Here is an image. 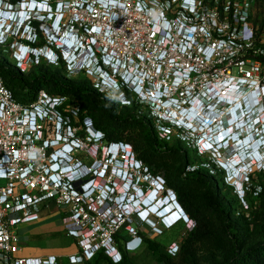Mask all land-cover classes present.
Here are the masks:
<instances>
[{"label": "built area", "instance_id": "2783aa9c", "mask_svg": "<svg viewBox=\"0 0 264 264\" xmlns=\"http://www.w3.org/2000/svg\"><path fill=\"white\" fill-rule=\"evenodd\" d=\"M47 5L54 8L47 13L49 27L55 17L61 19L55 32L47 30V62L62 60L69 73L84 74L101 94L121 106H138L160 141H177L185 151L208 157L204 166L223 173L227 185L234 179L224 170L250 159L244 186L234 191L243 202L253 189L258 197L254 177L264 172V33L250 0H47ZM65 46L84 49L88 60ZM60 103L45 90L35 101L21 102L0 76V264H59L56 255L23 254L17 233L19 225L53 208L63 213L65 232L78 248L68 264H83L101 250L119 262L114 234L126 223L132 230V216L118 213L112 196L93 190L96 177L79 174L92 170L99 149L91 146L88 127L87 138H81L77 127L65 126ZM71 137L73 150L62 154ZM74 150H87L92 161L77 158ZM141 169L149 182L146 167Z\"/></svg>", "mask_w": 264, "mask_h": 264}, {"label": "trees", "instance_id": "16d2710c", "mask_svg": "<svg viewBox=\"0 0 264 264\" xmlns=\"http://www.w3.org/2000/svg\"><path fill=\"white\" fill-rule=\"evenodd\" d=\"M19 1L9 0L12 4H16ZM34 25L38 28V24ZM37 37L40 39L38 44L23 40L33 47L41 48L45 46L46 39L39 29H37ZM11 42L12 40L10 39L6 43L1 44L4 47H8ZM5 49L6 53H8L7 48ZM35 61L31 59L29 68H26L27 66L21 67L12 64L8 56L3 52L0 53V76L12 90L15 98L21 102H33L37 99L39 92L45 90L48 94L58 96L61 99L57 110L62 115L65 126L78 127L80 125L75 121L74 112L82 122L86 118H91L97 129L105 131L106 138L110 142H125L130 145L132 143L141 160L145 162L144 166L149 175L163 177L167 186L177 191L178 201L190 214L188 216L198 223V228L193 229L188 235L182 237L180 252L186 249L190 250L193 244L195 245L200 240H205V238L215 235V232L210 230V221L201 216V211L194 203L196 193L187 192L182 180L176 174L173 175L171 171L164 170L156 160L157 154H165L167 152L173 154L178 147L182 148L181 144L177 141H160L146 112L141 111L136 105L132 107L121 106L109 96L101 94L94 87L92 81L84 74H77L76 77L70 76L62 60L53 66H46L45 64H39V62L34 64ZM74 103H77V109L72 112L70 108ZM49 127H51L50 124ZM84 135L83 132L77 133V136ZM180 154L188 155L189 152H180ZM203 171L206 172V175H199L198 179L199 185L200 183L207 185L203 205L213 210L222 226L221 233L227 238L229 244V251L224 260L213 264H264V218L261 227L262 239L257 243L246 245L240 239L239 233L234 231L235 225L232 221L231 206L239 202V199L235 195L233 187L225 184L223 173L219 171L211 173L208 168H204ZM217 176L221 177L225 187L223 192H220V190L218 192L215 187V178ZM254 181L258 182L260 191L258 192V197L253 198L258 199V207L262 209L264 214V172L257 174L254 177ZM253 192H251L250 196H253ZM251 206H254L253 203H251ZM241 217L246 219L245 215H241ZM245 222L248 221L246 220ZM127 225L126 223L121 226L114 234L116 245L121 254L119 262H114L112 257L105 253L104 250H101L91 260H87L83 264H132L130 254L124 250L125 242L131 240L130 235L122 234L126 232ZM136 231L146 248L159 262L173 264L175 257L168 254L159 242L153 237L144 235L140 230Z\"/></svg>", "mask_w": 264, "mask_h": 264}, {"label": "rangeland", "instance_id": "374dc122", "mask_svg": "<svg viewBox=\"0 0 264 264\" xmlns=\"http://www.w3.org/2000/svg\"><path fill=\"white\" fill-rule=\"evenodd\" d=\"M250 1L251 3L254 4L253 15H255L257 22L260 23L261 30L264 33V0H250ZM21 35L22 34H20L17 38H14L8 47H4V45L0 43V53L3 52L5 55H7L9 61L15 65H19V63H17L16 61V57H17V54L21 51L19 46L17 45V42L20 41L21 39ZM1 41L2 40H0V42ZM39 42H40V39L36 36V43L38 44ZM5 48H7V50L9 51L8 53H6L7 51ZM40 53L42 55V51H40ZM35 60L36 61L34 64H37L39 62V64H45L46 66L55 65V64H52L51 61L47 62V57L41 56L39 60L37 59ZM29 65L30 63L27 65L26 68H29L30 67ZM69 75L72 77H76V75H73L71 73H69ZM70 109L72 110V112L74 110L76 111L77 103L72 104ZM73 114L75 116V121L80 124L76 128V131L83 132L85 134L84 136H80L81 138H87L86 137L87 131L85 127L89 125L86 124V120H83L82 122V120L77 116L76 113L73 112ZM90 127L92 128V126ZM90 134H91L90 130H88V135ZM95 145H96L95 147L99 149L98 158H101V157L105 158L107 155L106 149L105 148H103V150L100 149L105 144L101 145V142H99V143H96ZM91 146L94 147L93 144H91ZM132 146H133L132 150L134 152V155L139 160H141V157L139 153L136 151L133 144ZM87 152H88L87 150H74L73 155H76L77 158L79 159L87 160L88 162H90L92 160L90 159L89 161V158L86 156V154H88ZM189 153L193 154L192 151H190ZM174 154L175 153L171 154L169 152L165 154H157L156 160L158 161V164H160L163 167L164 170L167 169L168 171H171L173 175L176 174L182 180V184L185 185L184 188L186 189L187 192L196 193L194 203L198 207V209L201 211L200 213L201 216L207 218V220L210 221L209 222L210 230L215 232V235L210 236L209 238H205V240H200L195 245L193 244L192 249L190 250L186 249L183 252H180L182 237H185L186 235H188L190 231H192L193 229L198 228L197 221L193 219L192 226H189L187 223L179 222L173 227L168 228V229H165L163 226L152 228L154 224L153 222L155 221L154 219L153 221L142 223L140 218L136 217L137 215L136 216L134 215L131 218L132 222L130 223L131 224L130 227L132 228V230L130 231L129 229H127L126 232L122 233L124 235L127 234L131 236V240L125 242L124 250L130 254L132 264H165L164 262H159L153 256V254L149 252V250L146 248V246L144 245L140 237L134 238V234H135L134 232L136 230H140L144 235L148 237H153L157 242H159L164 247L165 251L168 254L175 257L173 264H213L215 262H222L224 260V257L227 255V252L229 251L228 250L229 244L227 242V238L221 233L222 226L220 222L218 221L215 213L213 212L211 208L203 205L206 189L204 186L199 185L195 181L188 180L185 177L183 167H181L178 161V158L174 156ZM143 180L144 178L142 179V181ZM148 184L149 183L145 181L143 188H145L146 185ZM173 191L177 194L176 190H173ZM223 191H224V185L221 181L220 192H223ZM253 197L254 196L247 195L245 202H243L238 197L239 202H236L231 206L232 207V211H231L232 221L235 225L234 231H237L239 233L240 239L246 245L257 243L258 241L262 239L261 227L263 224L264 214H263L262 209L258 207V199H254ZM251 203H253L254 206H251ZM184 210L190 216V214L187 212L185 208ZM60 214L61 215L59 217H56L57 215H53L50 218H48L46 220V224L44 225L46 227V231L48 235L52 233H54V235H57L55 237H48L49 240L51 238H54V239L58 238L54 242H51V243L47 242V248L64 247V246L73 247L74 244L76 243L74 238H70V237L67 238L66 232L64 231L65 229L62 223L63 213L61 212ZM241 215H245L246 219H243ZM246 220L248 222H245ZM35 228H37L35 227V224H21L18 226L17 233L22 237L21 240H22V246L24 249H27L28 247L36 246V244L40 245V243H37L38 240L36 241V238L32 237L33 232L36 231ZM55 231H59V232H55ZM173 248H175V251H173ZM187 251H190V252H187ZM59 264H68L67 259L66 260L62 258L59 259Z\"/></svg>", "mask_w": 264, "mask_h": 264}, {"label": "clouds", "instance_id": "9594fccd", "mask_svg": "<svg viewBox=\"0 0 264 264\" xmlns=\"http://www.w3.org/2000/svg\"><path fill=\"white\" fill-rule=\"evenodd\" d=\"M7 3H11V2H9V0H2L0 7L5 10L7 8ZM53 9L54 8L52 5H50V6L47 5V13L51 12L53 14ZM38 14H39V12H37L35 15H33L32 19L29 21V25L31 26V31L35 34V42H36V36H37V29H39L42 32V34L44 35V37L46 38L47 32H45V30H48V29H50V27H52V31L55 32V30H57L61 24V19L57 16L54 18L53 25L49 27V23H50L49 16H47V19H45V21H41V19L39 17H37ZM3 20H5V18ZM34 24H38V28ZM19 35L20 34H18V33H16V34L15 33H6L7 40L5 42L1 41L0 43H6L10 39L13 41V39L17 38ZM23 39L26 40L25 34L21 35L20 41L24 42ZM20 41H18V42H20ZM35 42H32V43H35ZM50 51L54 52L57 57L61 56L60 48L53 47L50 49ZM64 51L72 52L73 56H75L78 53L77 56H79V58H82L83 62H86L89 58V54L86 53L84 51V49L79 52L78 49H75V46H65ZM31 59H34V56L30 55L28 58H26L24 67H26L29 63H31ZM37 59H38V57H37ZM19 60L20 59L18 57H16V61H17V63H19V66H20L21 60L20 61ZM102 65H103V67L106 68V65L104 63ZM52 105H53V103H52ZM85 120H86V124L89 125L87 127L90 130V133H91L90 135L92 136V139L94 141H96V143H99L101 141V139L103 138V133L101 131H97V128L94 126L95 124L91 118H86ZM90 126H92V128ZM92 131L95 132V134H93ZM69 149L70 148L61 149V153L65 154L67 151L70 152ZM131 150H132V147L128 143L111 142L110 145L108 146V148H106V153L109 154V155H107L106 158L107 159L110 158V155H111V158L109 159V163L104 164V162L99 161L97 164L94 165V167L92 168L91 171H87L86 168H83L79 171V174L84 175V177H89L91 175L95 176L96 177V180H95L96 186H94L93 190L104 191L103 192L104 195L108 194L109 196L113 197V202H114V200L119 201V198H120L119 193H117V194L116 193L115 194L109 193V190L107 189V187H105L106 184L111 185V180L120 181L121 177L117 173L118 169L123 170L125 173L130 172L128 182L132 181L134 183V185H139V186L143 187V185L145 184V181H146L145 178H147L146 172L143 169H141V167H143L142 161L139 160L134 155V152L132 153L133 154L132 159L129 161V156H130ZM133 158H136V161ZM242 162H241L240 166L236 169L228 168V170H224V172L227 176H230L234 179V185H231L233 187V189H240L244 186V183H245L244 177L247 173V169L249 167L248 163L250 162V159L247 161L243 160ZM68 167L72 169L74 167V165H69ZM100 169H102L103 172L104 171L108 172V176L105 179L100 178V176H99ZM93 171H95L96 173H93ZM143 178H144V180L142 181ZM134 215L136 216V212L132 211L131 216L133 217ZM160 223H161V221H160Z\"/></svg>", "mask_w": 264, "mask_h": 264}, {"label": "crops", "instance_id": "0c3cea01", "mask_svg": "<svg viewBox=\"0 0 264 264\" xmlns=\"http://www.w3.org/2000/svg\"><path fill=\"white\" fill-rule=\"evenodd\" d=\"M53 215H57L56 217H59L61 214H60V211H58L56 208H53L51 211L44 212L38 221L31 222V223H25V224H35V227L37 228H35L36 231L33 232L32 237H35L36 241L38 240L37 243H40V245L36 244V246L23 249L22 253L25 255L35 256V257H47L49 255H56L59 257V259L61 258L65 260L67 259V263H68V257L78 252V248L76 244H74L73 247L64 246V247L47 248V242L51 243V242H54L56 239H58V238H55V239L51 238L49 240L48 237H55L57 235H54V233L48 235L46 231V227L44 226L46 224V220ZM55 232H59V231H55ZM67 238H69V236H67Z\"/></svg>", "mask_w": 264, "mask_h": 264}, {"label": "flooded vegetation", "instance_id": "af4514ba", "mask_svg": "<svg viewBox=\"0 0 264 264\" xmlns=\"http://www.w3.org/2000/svg\"><path fill=\"white\" fill-rule=\"evenodd\" d=\"M113 126V125H112ZM97 131H101L103 133V138L101 139V145L102 144H105L104 146H102L100 149L103 150V148H108V146L110 145V141L106 138V135H105V131L103 129H97ZM132 146V144H131ZM133 148V146H132ZM180 152H185V150L181 147H178L176 149V152L174 154V156H176L178 158V161L181 165V167H183V171H184V174H185V177L188 179V180H192V181H195L198 183V179H199V175H206V172L203 171L204 168H206L204 166L205 162L208 160V157H204V156H198V155H193V154H188V155H181ZM142 164H144V162L142 161ZM188 173V175H187ZM200 173V174H199ZM219 177V178H218ZM215 182H216V185L215 187L217 188L218 192L220 190V184H221V177L220 176H217L215 178ZM200 185L204 186L205 189L207 190V185L206 184H201ZM224 190H225V187H224ZM178 194H176L177 196ZM178 198V196H177ZM181 204V203H180Z\"/></svg>", "mask_w": 264, "mask_h": 264}, {"label": "bare ground", "instance_id": "6f19581e", "mask_svg": "<svg viewBox=\"0 0 264 264\" xmlns=\"http://www.w3.org/2000/svg\"><path fill=\"white\" fill-rule=\"evenodd\" d=\"M2 15V13H0V16ZM21 52H23V53H25V50H21ZM68 150V149H67ZM238 160H240V158H237L236 159V161H238ZM143 216H144V214H143ZM178 218V217H177ZM175 219H176V216L175 217H169L168 219H167V222L170 224V223H172V222H174L175 221Z\"/></svg>", "mask_w": 264, "mask_h": 264}, {"label": "snow or ice", "instance_id": "6c2138e0", "mask_svg": "<svg viewBox=\"0 0 264 264\" xmlns=\"http://www.w3.org/2000/svg\"><path fill=\"white\" fill-rule=\"evenodd\" d=\"M173 251H175V248H173Z\"/></svg>", "mask_w": 264, "mask_h": 264}]
</instances>
